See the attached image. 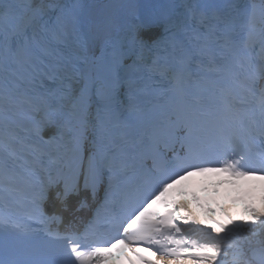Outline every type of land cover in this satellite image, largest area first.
<instances>
[{
	"label": "snow or ice",
	"instance_id": "snow-or-ice-1",
	"mask_svg": "<svg viewBox=\"0 0 264 264\" xmlns=\"http://www.w3.org/2000/svg\"><path fill=\"white\" fill-rule=\"evenodd\" d=\"M0 264H264V0H0Z\"/></svg>",
	"mask_w": 264,
	"mask_h": 264
}]
</instances>
